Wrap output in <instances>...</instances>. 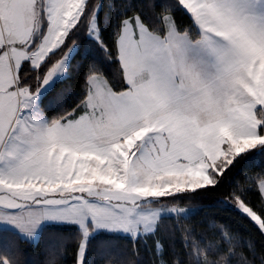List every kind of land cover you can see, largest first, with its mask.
<instances>
[{"label":"snow or ice","instance_id":"obj_1","mask_svg":"<svg viewBox=\"0 0 264 264\" xmlns=\"http://www.w3.org/2000/svg\"><path fill=\"white\" fill-rule=\"evenodd\" d=\"M126 6L106 39L103 3L0 0V264H25L7 233L31 242L53 223L76 229L73 264L103 234L127 244L101 243V264H264V248L223 226L206 239L177 223L166 244L165 216L184 209L152 199L214 191L264 156V0ZM81 34L114 71L90 64L74 106L50 116L39 99L69 75ZM217 203L264 236V167Z\"/></svg>","mask_w":264,"mask_h":264},{"label":"trees","instance_id":"obj_2","mask_svg":"<svg viewBox=\"0 0 264 264\" xmlns=\"http://www.w3.org/2000/svg\"><path fill=\"white\" fill-rule=\"evenodd\" d=\"M94 2L96 4L103 3L99 13V22L107 39L110 37L112 25L119 19L121 10H128L127 3H131L134 8H138L143 4L144 0H94ZM144 11L145 14H149L146 6ZM177 16H181L179 10L177 11ZM79 40L80 44L69 62V75L62 80L56 81L41 99V108L50 116L55 115L63 108L74 106L90 64L96 63L108 73L114 71L112 65L106 61L105 53L93 39L81 34ZM261 167H264V156L257 155L254 158L242 161L240 166L227 173L222 178V184L216 190L202 192L201 194L189 192L179 196L174 204L185 208L184 212L171 216V218L165 216L160 230L161 240L166 244L172 242L170 228L177 223L194 228L197 235L206 239L214 237L217 230L223 226L224 228L235 230L240 237L241 247L254 244L257 249L264 248V236H261L251 223L234 213L230 206L225 208L223 204L217 203L224 199L226 193L235 189L237 185L243 184L246 176L259 172ZM246 198L253 204L259 203L256 191L248 192ZM75 232L74 226L53 223L46 225L42 229L39 240L35 244L18 238L11 232L7 233L6 236L19 244L24 252L22 260L25 261V264H44L47 255L57 251L62 252L60 256L61 264H73V251L77 242ZM57 235L61 236L62 242L58 243V245L56 243V246L53 237H57ZM105 241L121 248L126 247L127 244L126 240L113 237L111 234H103L93 238L91 250L87 257L88 264H101L105 253L99 255V245ZM151 245V238H149L147 245H141V259L148 261L152 258L151 252L146 250L147 247L151 248Z\"/></svg>","mask_w":264,"mask_h":264},{"label":"rangeland","instance_id":"obj_3","mask_svg":"<svg viewBox=\"0 0 264 264\" xmlns=\"http://www.w3.org/2000/svg\"><path fill=\"white\" fill-rule=\"evenodd\" d=\"M76 51V50H75ZM75 53V52H74ZM73 56V55H72ZM72 58V57H71ZM71 60V59H70ZM63 79V78H62ZM62 79H58V80H62ZM57 80V81H58ZM56 82V81H55ZM54 82V83H55ZM54 83H53V85H54ZM52 85V86H53ZM52 86L51 87H49L46 91H44L43 92V94L41 95V97H40V99H39V105H40V107H41V99H42V97L52 88ZM189 192H191L190 190L188 191V192H183V193H174L172 196H167V197H160V198H152V199H158V200H162V201H164L165 202V204L163 205L164 207H166V208H168V209H185V208H182V207H179L177 204H174V203H171V201H175L179 196H181L182 194H186V193H189ZM184 211H182V212H180L179 214H181V213H183ZM174 215H177V212H175V211H172L171 212V216H174ZM49 225V224H48ZM45 227V226H44ZM44 227H42V229L44 228ZM42 229L40 230V232L37 234V236H36V238L33 240V241H31L30 243H32V244H35L38 240H39V237H40V234H41V231H42ZM23 239V238H22ZM55 239V242H54V244L56 245V243H57V245H58V243H60V242H62V238H61V236H59V235H57V237H53V240ZM56 245V246H57ZM55 247V246H54ZM102 253H104L103 252V250H101L100 249V251H99V255L100 254H102Z\"/></svg>","mask_w":264,"mask_h":264}]
</instances>
